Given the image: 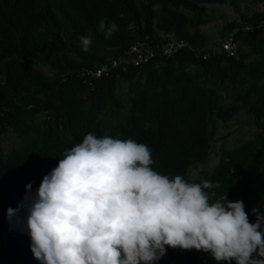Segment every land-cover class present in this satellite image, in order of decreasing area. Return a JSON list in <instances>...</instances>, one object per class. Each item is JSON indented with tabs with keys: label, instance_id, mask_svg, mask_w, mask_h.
<instances>
[{
	"label": "trees",
	"instance_id": "1",
	"mask_svg": "<svg viewBox=\"0 0 264 264\" xmlns=\"http://www.w3.org/2000/svg\"><path fill=\"white\" fill-rule=\"evenodd\" d=\"M225 1L0 0V136L10 128L20 138L18 147L9 153L0 145L3 209L12 207L11 195L17 203L24 199L29 182L35 191L65 150L82 142L89 132L144 143L152 151L154 170L186 178L190 166L208 160L216 143L217 122L231 121L238 100L248 105L246 114L257 132L236 147L222 145L218 165L203 180L219 183V188L207 190L216 193L213 200L226 192L230 201L242 200L254 222L251 210H264V85L260 83L264 81V12L242 15V24L259 20L263 24L253 32L238 31L233 36L249 54L240 52L237 60L224 55L203 60L200 49L205 39L197 30L205 23L206 5ZM250 1L264 6V0ZM156 5L162 6L161 13L156 12ZM102 19L118 28L107 39L99 31ZM237 27L240 23L232 22L227 29L232 32ZM82 35L93 37L86 52L80 46ZM162 35L184 38L192 50L126 69L118 77L99 79L93 90L79 75L82 67L96 66L132 42L145 37L169 40ZM31 63L49 67L55 75L46 76ZM204 78L219 84L228 81L239 86L242 94L222 108L221 95L207 87ZM121 81L127 84L122 98L117 94ZM41 113L45 116L39 119ZM9 227L0 216V234L4 228L11 234ZM29 243L27 239L14 243L1 255L11 258ZM157 264L217 262L202 251L168 248Z\"/></svg>",
	"mask_w": 264,
	"mask_h": 264
},
{
	"label": "clouds",
	"instance_id": "2",
	"mask_svg": "<svg viewBox=\"0 0 264 264\" xmlns=\"http://www.w3.org/2000/svg\"><path fill=\"white\" fill-rule=\"evenodd\" d=\"M99 31L107 39L118 28L102 19ZM79 40L86 52L93 37ZM153 164L148 145L89 132L35 191L26 185L6 217L23 213L39 264H157L168 248L202 251L217 264H264V210L253 208L250 222L242 200L212 199L207 190L218 182L170 177Z\"/></svg>",
	"mask_w": 264,
	"mask_h": 264
},
{
	"label": "rangeland",
	"instance_id": "3",
	"mask_svg": "<svg viewBox=\"0 0 264 264\" xmlns=\"http://www.w3.org/2000/svg\"><path fill=\"white\" fill-rule=\"evenodd\" d=\"M156 12L161 13L162 6L156 5ZM178 11L184 13L188 17H192V13L184 10L183 8H177ZM264 12V6L260 3L253 4L250 0H231L225 1L223 4H212L206 5V17L205 23L199 26L197 32L204 36L205 46L208 48L218 44L225 36L229 33L227 26L232 22L239 24L241 22V16H250L253 13ZM189 32H193V29H188ZM172 39V37H168ZM240 52L249 54V49L245 46L239 44ZM72 58H76L73 54ZM108 58V57H107ZM253 57L250 55L249 60ZM30 62V61H29ZM32 66L42 72L44 75L52 77L55 75L54 71L49 67L42 66L38 63H31ZM204 83L207 87L216 88L218 93L221 95L220 106L222 108L227 107L231 102L236 100L240 92L239 86L232 85L230 82L226 81L224 84H219L213 79L204 78ZM127 90V84L124 81L119 83V88L117 90L118 96L122 98ZM122 95V96H121ZM235 107L236 112L234 113L231 121L224 125L221 121L217 122V135L216 143L214 144V151L211 153L210 157L206 162H200L193 164L189 167L186 180L189 182H200L205 177L210 176L215 170L216 166L220 160V147L223 145L226 149H230L242 144L245 141L252 139L257 129L252 123L250 117L247 116L246 111L248 109L247 104H243L236 100ZM45 116L44 113L39 115V119ZM20 144V138L16 136L13 131L9 128L5 134L0 136V145L5 153H9L11 150L18 147ZM12 196L13 205L11 208L16 209L18 203ZM7 210L2 207V201L0 199V216H3L7 222L9 220L6 217ZM22 216L20 215L13 217L10 223L11 230L13 232L10 234L8 229L4 228L0 234V264H39L31 250L30 243L26 245L20 253L15 254L13 257L9 258L5 255H1L3 249L11 247L14 243L25 242L26 239L30 242V237L27 235L26 230L22 228Z\"/></svg>",
	"mask_w": 264,
	"mask_h": 264
},
{
	"label": "built area",
	"instance_id": "4",
	"mask_svg": "<svg viewBox=\"0 0 264 264\" xmlns=\"http://www.w3.org/2000/svg\"><path fill=\"white\" fill-rule=\"evenodd\" d=\"M263 24L259 20L254 24H242L234 28L218 44L200 49L203 52V60L224 55L227 58L237 60L239 58V46L234 41V34L238 31L253 32ZM192 50V45L184 38H172L165 41H153L148 37L143 40L132 42L130 46L115 56H110L96 66L82 67L79 75L84 84L93 90L94 83L102 78L118 77L119 72L129 68H140L155 60H168L181 50Z\"/></svg>",
	"mask_w": 264,
	"mask_h": 264
},
{
	"label": "crops",
	"instance_id": "5",
	"mask_svg": "<svg viewBox=\"0 0 264 264\" xmlns=\"http://www.w3.org/2000/svg\"><path fill=\"white\" fill-rule=\"evenodd\" d=\"M162 36H164V37H172V35H162Z\"/></svg>",
	"mask_w": 264,
	"mask_h": 264
}]
</instances>
